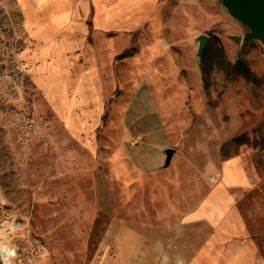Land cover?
<instances>
[{"label": "rangeland", "instance_id": "374dc122", "mask_svg": "<svg viewBox=\"0 0 264 264\" xmlns=\"http://www.w3.org/2000/svg\"><path fill=\"white\" fill-rule=\"evenodd\" d=\"M139 3L0 0V242L30 246V261L52 264L37 235L45 227L38 198L51 201L69 179L90 174L102 211L91 245L117 215L162 243V259L183 245L189 258L264 264V43L246 39L250 29L224 0ZM121 36L125 45L113 48ZM202 37L226 60L202 63ZM126 49L131 55L118 58ZM238 58L255 79L228 74L227 61ZM146 91L175 149L164 169L169 189L196 170L217 179L223 199L195 224L198 233L150 230L138 216L153 187L136 169L139 140L127 118L149 113ZM243 134L249 144L232 141Z\"/></svg>", "mask_w": 264, "mask_h": 264}, {"label": "crops", "instance_id": "0c3cea01", "mask_svg": "<svg viewBox=\"0 0 264 264\" xmlns=\"http://www.w3.org/2000/svg\"><path fill=\"white\" fill-rule=\"evenodd\" d=\"M139 8L149 10L156 0H139ZM141 6V7H140ZM139 24V23H138ZM136 24V25H138ZM135 25V26H136ZM99 26L109 28L107 22ZM122 26V25H121ZM101 31V29H99ZM127 36L112 42L113 48L125 45ZM100 43L107 45V40ZM147 104L148 114L136 119L127 118L131 123V135L139 140L132 151L133 161L139 174L147 175L153 187L138 212L147 229L154 231L175 230L177 234L198 233L202 228L195 226L207 217L222 201L217 179L205 170H196L178 181L172 189L171 177L164 170V150L171 145L168 129L165 126L159 103L150 92L142 94ZM140 95L129 107L133 109L142 104ZM173 160V158H172ZM171 160V161H172ZM135 175L134 172H131ZM170 186V187H169ZM48 196H40L41 220L45 227L38 228V236L46 242L45 252L52 264H237L228 258L203 261L190 257L180 246L179 255L169 253V258H161L164 245L151 239L137 227L125 223L119 216L111 217L98 229L96 244L91 245L97 224L101 218L100 200L97 183L89 174L69 179L66 193L53 192L51 201ZM193 233V232H190ZM250 263V261L244 262ZM20 264H35L25 261Z\"/></svg>", "mask_w": 264, "mask_h": 264}, {"label": "water", "instance_id": "95a60500", "mask_svg": "<svg viewBox=\"0 0 264 264\" xmlns=\"http://www.w3.org/2000/svg\"><path fill=\"white\" fill-rule=\"evenodd\" d=\"M232 14L250 29L246 39H259L264 43V0H224ZM206 45V37L201 38V51ZM164 168H167L175 153L174 148L164 150Z\"/></svg>", "mask_w": 264, "mask_h": 264}, {"label": "trees", "instance_id": "16d2710c", "mask_svg": "<svg viewBox=\"0 0 264 264\" xmlns=\"http://www.w3.org/2000/svg\"><path fill=\"white\" fill-rule=\"evenodd\" d=\"M214 38H215V40L217 42H220V39L217 36H214ZM224 54L225 53H224V50H223L222 46H220L218 49H216L215 53H211L209 47H204V49L202 51V54H201L202 63H208V60H210V56H211L212 60L210 61L209 65H212L214 63L213 59H215L216 56L221 57L223 60H226ZM130 55L131 54L129 53V50L126 49L121 54H119L117 57L118 58H124V57L130 56ZM226 71L228 72V74L241 75L244 78H246L247 80L255 79V76H254L253 72L247 66L245 61L243 59H241V58H238L234 64H232L231 62L227 61ZM232 141H234L238 145L249 144L250 143L249 137L247 135H245V134L234 137L232 139Z\"/></svg>", "mask_w": 264, "mask_h": 264}, {"label": "built area", "instance_id": "2783aa9c", "mask_svg": "<svg viewBox=\"0 0 264 264\" xmlns=\"http://www.w3.org/2000/svg\"><path fill=\"white\" fill-rule=\"evenodd\" d=\"M214 180V177H211ZM34 252L30 246L15 244L9 240L0 242V261L2 264H17L18 260L25 258L30 261Z\"/></svg>", "mask_w": 264, "mask_h": 264}, {"label": "bare ground", "instance_id": "6f19581e", "mask_svg": "<svg viewBox=\"0 0 264 264\" xmlns=\"http://www.w3.org/2000/svg\"><path fill=\"white\" fill-rule=\"evenodd\" d=\"M131 24H133V22H130ZM76 178H79V174H78V176L76 177ZM39 220H41V219H39ZM42 221V220H41ZM29 262H32V261H29Z\"/></svg>", "mask_w": 264, "mask_h": 264}]
</instances>
